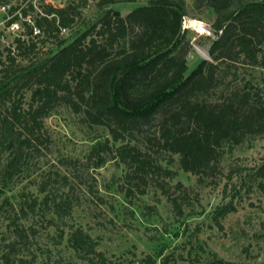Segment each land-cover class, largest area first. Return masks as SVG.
I'll return each mask as SVG.
<instances>
[{
	"label": "trees",
	"instance_id": "trees-1",
	"mask_svg": "<svg viewBox=\"0 0 264 264\" xmlns=\"http://www.w3.org/2000/svg\"><path fill=\"white\" fill-rule=\"evenodd\" d=\"M81 1L82 7L88 3ZM116 1L97 0L101 12L96 20L69 43L58 41L57 52L34 57L37 43L18 36L17 53L7 60L0 57V145L10 154L5 164L0 162V198L4 180L20 168L25 148L44 140L43 119L58 104L81 114L84 123L108 131L93 143L88 156L96 157V167L108 154L126 164L129 192L136 188L144 193L154 179L169 194L159 178L173 177L174 172L160 165V151L178 155L180 167L199 179L216 178L227 146L231 149L248 135H264L262 89L227 80V71L239 63L264 69V0H196L207 2L216 13V38L209 48L212 60L200 61L186 78L191 50L182 28L186 0H148L126 15L110 7ZM79 6L75 1L65 6L47 3L34 23L41 35H54L82 14ZM18 8L10 5L9 11ZM19 18L15 14L8 24ZM24 24L33 35L32 25ZM18 55L31 63L17 61ZM255 174L264 178V158ZM171 201L180 210L179 199ZM3 208L0 202V214ZM235 208L232 201L217 207L216 223ZM70 240L76 248L87 242L77 233ZM98 254L89 264H122ZM147 262L154 264L150 257ZM211 264L230 263L215 259Z\"/></svg>",
	"mask_w": 264,
	"mask_h": 264
},
{
	"label": "rangeland",
	"instance_id": "rangeland-1",
	"mask_svg": "<svg viewBox=\"0 0 264 264\" xmlns=\"http://www.w3.org/2000/svg\"><path fill=\"white\" fill-rule=\"evenodd\" d=\"M70 1L80 4L82 14L65 30L55 32L57 36L44 32L36 37L27 34L22 10L28 9L35 22L43 6L52 2L0 0V57L7 60L9 54L17 53L18 36L37 43L35 57L57 52L58 41L65 45L86 31L101 12L97 0H88L84 7L81 0L54 4L65 6ZM4 2L19 8L11 13L3 8ZM147 2L118 0L110 7L126 15ZM17 13L21 27L14 33L8 21ZM186 13L182 28L191 50L183 78L203 59L212 60L209 48L216 38V13L207 2L186 0ZM16 59L31 63L19 55ZM238 65L227 71V80L240 86L251 82L264 93V69ZM29 102L30 91L23 101L25 108ZM40 133L44 140L25 148L20 168L13 178L4 180L0 264H89L90 258L99 259L98 252L122 264H149V257L154 264H211L215 259L264 264V178L255 174L264 158V135H248L231 149L227 146L216 178L199 179L180 167L178 155L160 151V165L174 172L173 177L159 178L167 194L154 179L144 193L136 188L129 192L124 177L127 166L114 154L94 166L96 157L88 156L91 147L109 133L84 123L82 115L66 104L48 113ZM2 148L0 162L5 164L10 154ZM172 197L181 202L180 210ZM230 201L235 210L216 223L215 210ZM76 233L87 241L79 248L70 240Z\"/></svg>",
	"mask_w": 264,
	"mask_h": 264
},
{
	"label": "built area",
	"instance_id": "built-area-1",
	"mask_svg": "<svg viewBox=\"0 0 264 264\" xmlns=\"http://www.w3.org/2000/svg\"><path fill=\"white\" fill-rule=\"evenodd\" d=\"M50 1L52 2V4H54L56 2H61L62 0H50ZM9 7H10L9 3H6L5 5H3L4 9L8 8V10H9ZM23 19H24V21H27L29 24L32 25V27H33V35L41 34V31H42L41 28L38 27L37 25H35L34 21H32V19H30V16L28 14L23 15ZM20 27H21V23L19 22V20H13L8 25V28L14 33L17 32L20 29Z\"/></svg>",
	"mask_w": 264,
	"mask_h": 264
}]
</instances>
